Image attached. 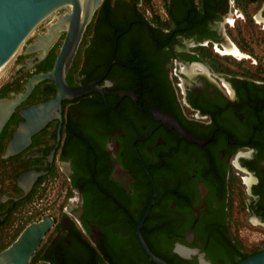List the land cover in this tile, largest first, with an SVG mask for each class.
<instances>
[{"label": "flooded vegetation", "instance_id": "obj_1", "mask_svg": "<svg viewBox=\"0 0 264 264\" xmlns=\"http://www.w3.org/2000/svg\"><path fill=\"white\" fill-rule=\"evenodd\" d=\"M58 38L19 71L49 70ZM65 81L106 93L63 100L60 123L5 155L17 112L54 93L40 82L0 131V227L54 221L36 264H148L135 227L150 200L140 236L173 264H213L241 203L264 228V0H102Z\"/></svg>", "mask_w": 264, "mask_h": 264}, {"label": "water", "instance_id": "obj_2", "mask_svg": "<svg viewBox=\"0 0 264 264\" xmlns=\"http://www.w3.org/2000/svg\"><path fill=\"white\" fill-rule=\"evenodd\" d=\"M101 2L102 0H0V67L14 55L39 23L62 8L68 9L67 12L57 15L45 32L36 36L35 41L24 48L25 55L40 51L41 54L38 57L42 59L47 54L48 48L63 33L50 69L29 76L22 91L13 98H0L1 131L14 109L25 101L38 83L48 81L54 87L52 97L17 112L22 121L17 124L6 146L5 155L22 150L29 143L30 137L48 122L57 120L60 123V105L63 100L79 98L92 92L101 95L106 93L96 82L69 86L65 81L66 72L77 51L83 31ZM26 62L28 65L24 70L31 67L30 60ZM27 176L30 180L34 179V173ZM150 204L151 200L149 206ZM149 206L142 220L147 215ZM255 220L258 222V219ZM141 221L135 227V236L145 257L153 264H167L153 255L143 242L139 233ZM53 224L54 221L50 216L42 215L38 220L25 225L0 251V264H28ZM184 255L187 256V254ZM199 264L209 263L199 256ZM235 264H264V249Z\"/></svg>", "mask_w": 264, "mask_h": 264}, {"label": "rangeland", "instance_id": "obj_3", "mask_svg": "<svg viewBox=\"0 0 264 264\" xmlns=\"http://www.w3.org/2000/svg\"><path fill=\"white\" fill-rule=\"evenodd\" d=\"M67 11V8H62L39 23L22 42L14 55L2 67H0V93L6 84L14 86L12 90L8 91L10 93L19 92L23 88L27 77L33 72L32 67L19 71L22 59L25 56L24 48L31 44L35 40L36 36L42 34L44 29L55 21L57 15ZM61 35H63V33L60 34V38H58V41L53 46L54 52L57 51L60 45L62 39ZM8 92H6V94ZM56 194H58L57 188L53 187L45 192V197L41 196V198L48 202L51 201ZM43 204H45V202ZM240 205L241 208L238 211L236 210L234 213L232 212V214L228 215L231 234L236 235L244 252L258 250L264 245V228L255 220V218L249 217V215L246 214L243 208V203ZM41 215L42 214H34L37 218ZM31 216H27L26 214L10 215L7 224L0 227V245H8L11 237L15 233V229L20 228L18 230L19 232Z\"/></svg>", "mask_w": 264, "mask_h": 264}, {"label": "trees", "instance_id": "obj_4", "mask_svg": "<svg viewBox=\"0 0 264 264\" xmlns=\"http://www.w3.org/2000/svg\"><path fill=\"white\" fill-rule=\"evenodd\" d=\"M54 56L52 54H50V56L48 57V59L46 60L45 64L43 67L38 68V71H43V70H47L48 68H50V64L53 60ZM14 88V86H12L11 84H6L0 93V98L4 97V95L6 94V92L12 90ZM263 218H264V214H260ZM20 228H18L14 235L11 237L10 242L17 236L18 234V230ZM224 238L225 236L222 235ZM146 246L149 249V251L155 255L156 257H158L159 259H161L162 261H164L167 264H173L170 259L168 257H166L164 254H162L161 252L155 250V246L154 243L151 242V238L150 239H146L145 236H143ZM217 246V250L216 251H212V252H208L207 256L208 258L211 260V262L213 264H223L225 262H229V264H235L243 259H245L248 256H251L261 250L264 249V245L263 247H261L258 250H252L250 252H244L242 249L241 244L239 243L237 237L235 234H231V239H227L226 243H224L222 240L218 241V243H216ZM7 245H0V250L4 249ZM221 247H225V252L221 253V249L219 250V248ZM139 256H141V258L146 261V257L145 255H143L142 251L139 249ZM39 252H37V254H35L31 260L29 264H36V259L38 258ZM237 258V260L235 259ZM235 259V260H234ZM148 264H153L149 261H147Z\"/></svg>", "mask_w": 264, "mask_h": 264}, {"label": "bare ground", "instance_id": "obj_5", "mask_svg": "<svg viewBox=\"0 0 264 264\" xmlns=\"http://www.w3.org/2000/svg\"><path fill=\"white\" fill-rule=\"evenodd\" d=\"M49 49V48H48Z\"/></svg>", "mask_w": 264, "mask_h": 264}]
</instances>
